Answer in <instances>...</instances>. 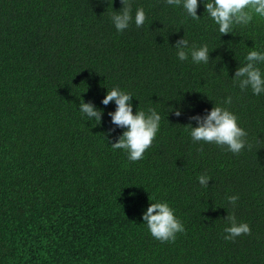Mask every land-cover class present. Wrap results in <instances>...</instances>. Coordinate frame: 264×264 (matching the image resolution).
Instances as JSON below:
<instances>
[{
    "label": "trees",
    "instance_id": "16d2710c",
    "mask_svg": "<svg viewBox=\"0 0 264 264\" xmlns=\"http://www.w3.org/2000/svg\"><path fill=\"white\" fill-rule=\"evenodd\" d=\"M127 3L145 21L117 31L122 0H0V264H264V93L233 79L247 51H264V18L221 34L202 3L199 19L165 0ZM183 39L206 44L208 61L178 59ZM113 87L161 117L135 161L111 146L123 131L102 103ZM214 106L245 130L238 153L191 138ZM151 200L184 225L174 240L149 233ZM228 217L250 232L226 240Z\"/></svg>",
    "mask_w": 264,
    "mask_h": 264
},
{
    "label": "clouds",
    "instance_id": "9594fccd",
    "mask_svg": "<svg viewBox=\"0 0 264 264\" xmlns=\"http://www.w3.org/2000/svg\"><path fill=\"white\" fill-rule=\"evenodd\" d=\"M168 5H180L188 16L199 19L198 6L202 3L207 16L216 25V30L221 34L233 31L236 25L249 24L254 16L264 18V0H165ZM122 8L111 15V22L117 31H122L129 26L131 21L139 27L145 21L143 7L135 10L134 16L131 13L127 0H122ZM189 42L183 39L176 44V56L181 61L188 58L189 54L193 63H206L209 59V49L206 44L199 47H186ZM245 63L239 66L234 74V80L238 81L241 90L250 89L253 94L264 93V51L252 48L247 51L244 57ZM132 95L118 87L108 89L102 103L107 105L114 102L116 108L110 112L113 124L123 129L119 139L112 143L115 148L125 149L127 157L131 161L142 158L145 150L152 143L160 122V114L149 109L147 112L137 109L133 112L131 103ZM225 104L231 102V97L225 98ZM81 114L86 118H95L96 122L101 119V110L92 103L81 100L79 105ZM179 115V112H176ZM190 136L194 141L203 140L226 146L233 153H238L245 145V130L239 126L237 116L225 107L214 106L203 118L198 126L190 127ZM210 178L206 175H199L198 181L206 186ZM236 195L227 196L229 202H235ZM230 223L223 231L224 238L231 240L240 234L250 232V226L246 222L235 221L234 217H228ZM143 222L146 223L149 233L155 238L165 241L174 240L177 232L184 230V225L174 214V209L167 201H152L143 213Z\"/></svg>",
    "mask_w": 264,
    "mask_h": 264
}]
</instances>
